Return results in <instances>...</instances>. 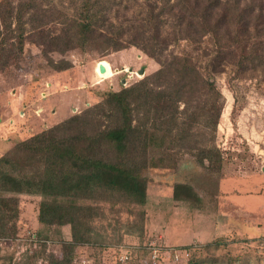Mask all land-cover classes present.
<instances>
[{
    "label": "rangeland",
    "instance_id": "rangeland-1",
    "mask_svg": "<svg viewBox=\"0 0 264 264\" xmlns=\"http://www.w3.org/2000/svg\"><path fill=\"white\" fill-rule=\"evenodd\" d=\"M7 1L14 6L21 0ZM35 1L47 18L27 23L20 49L16 38L0 35V44L13 51L6 64L0 59V160L37 132L84 115L108 93L136 85L160 69L147 54L152 33L141 22L148 16L149 0H99L96 8L106 19L94 24L96 34L71 49L60 35L73 24L84 0ZM173 1L157 0V10ZM259 1L264 11V0ZM253 8L256 13L259 7ZM173 23L166 15L159 27V40L165 41L161 60L190 56L214 91L195 84L175 103V112L166 110L145 124L144 148L133 143L131 154L145 183L144 203L106 188L88 198L2 191L6 210L0 225L6 229L0 230V264H59L65 259L70 264H119L104 253L108 248L129 250L133 259L126 264H147L153 248L160 252L159 264H264V71L236 73L232 65L218 67L217 62L207 66L206 58L216 55L214 41L205 35L189 45L174 36ZM109 38L121 41L123 49H112ZM229 48L219 55H231ZM100 59L110 66L108 78L94 73ZM210 104L220 105L218 117L208 111ZM102 106L90 118L100 128L112 124ZM171 116L175 126L166 122ZM16 158L0 162V170L18 177L35 174L36 167L26 166L23 155ZM176 184L191 188L196 198L174 199ZM42 202L75 208L77 246L70 224L38 221ZM27 232L36 234L37 241L29 250Z\"/></svg>",
    "mask_w": 264,
    "mask_h": 264
},
{
    "label": "trees",
    "instance_id": "trees-1",
    "mask_svg": "<svg viewBox=\"0 0 264 264\" xmlns=\"http://www.w3.org/2000/svg\"><path fill=\"white\" fill-rule=\"evenodd\" d=\"M98 1L84 0L78 9L79 15L72 20L73 24L64 30V36L60 35L62 39L64 38L67 49L73 48L77 43L82 45V41L90 34H96L94 24L99 25L100 20L106 19L104 11L96 8L102 4V1ZM113 1L117 3L116 0ZM246 1L174 0L157 10V0H149L146 6L148 16L145 15L141 20L148 25V29L146 28L148 33H152L149 38L151 46L145 50L151 58L157 59L160 69L151 78H145L136 85L123 88L119 92L108 93L101 105L84 115L69 118L60 125L48 131L37 132L29 140L17 144L11 153H8V157L2 158L0 162L9 163L10 159L13 162L18 154L23 155L26 166L36 167V172L33 176L18 177L0 170V192L37 194L43 198L51 196L88 198L95 190L106 188L124 194L139 204L144 203L145 183L139 176V165L131 154L135 149L133 143L139 142L144 148L147 136L145 124L166 110L174 109L175 112V103L186 97L195 84H203L214 91L213 85L198 72L196 63L190 56L161 60L164 50L162 43L165 42L159 40L161 21L166 15L170 16L174 21L172 27L174 36L179 35V39L185 40L189 45L198 44L203 36L208 35L214 41L216 55L206 58L207 66H212L215 62L218 63V67L227 63L232 65L236 73L263 72V5L260 1L256 2L258 0H251L250 5ZM38 5L35 0H21L14 6L7 0H0V35L16 38L20 49L27 23H33L36 19L43 23L47 18V12ZM254 6L259 7L256 13L253 11ZM12 24H15L14 29L11 28ZM231 26L234 27V34ZM37 27L39 28V25ZM60 37L57 36L55 39L59 40ZM225 37L229 39L222 42ZM55 39L51 37L49 44L53 45ZM109 41L112 49L116 51L123 49L121 41L116 42L114 38H109ZM225 47L228 50L232 47L231 55L228 57L219 55ZM0 52L3 54L0 59H4L2 65L6 64L13 51L6 49L2 42ZM252 67L253 71H250ZM60 69L63 70L65 67ZM156 83L159 87L164 84L167 86L163 91H158L155 89L157 86L152 87ZM104 104L108 110L107 117L112 119V124L100 128L97 121L90 118ZM219 110L220 105L215 107L214 104H210L208 109L209 112L215 111L216 117ZM166 122L171 126L177 124L174 116ZM72 130L74 133L70 136L60 135ZM11 155L16 156L13 158ZM172 196L176 200L180 196L185 199L196 198L191 188L183 184H176L173 187ZM0 206H2L0 215L5 216L6 200L2 199ZM74 209L62 203L42 202L38 221L45 225L70 224L73 243L77 246L78 220H75ZM5 229V223H2L1 232H5ZM59 264L70 262L65 259Z\"/></svg>",
    "mask_w": 264,
    "mask_h": 264
},
{
    "label": "built area",
    "instance_id": "built-area-1",
    "mask_svg": "<svg viewBox=\"0 0 264 264\" xmlns=\"http://www.w3.org/2000/svg\"><path fill=\"white\" fill-rule=\"evenodd\" d=\"M27 239L25 240L27 242L26 248L29 250L31 247H35L37 244L36 241V234H33L32 232H27ZM28 240V241H27ZM24 251V250H21ZM105 254H109L112 258L113 263H119V264H126L129 263L133 259L132 253L128 250H119V249H106L104 251ZM108 255V256H109ZM173 259L178 261V254L172 253ZM160 260V252L157 248H153L150 252L149 258L146 261L147 264H159Z\"/></svg>",
    "mask_w": 264,
    "mask_h": 264
},
{
    "label": "bare ground",
    "instance_id": "bare-ground-1",
    "mask_svg": "<svg viewBox=\"0 0 264 264\" xmlns=\"http://www.w3.org/2000/svg\"><path fill=\"white\" fill-rule=\"evenodd\" d=\"M103 66L104 71L100 72L99 67ZM94 73L98 78H108L111 73L110 66L105 60H99L95 63ZM108 76V77H107Z\"/></svg>",
    "mask_w": 264,
    "mask_h": 264
},
{
    "label": "water",
    "instance_id": "water-1",
    "mask_svg": "<svg viewBox=\"0 0 264 264\" xmlns=\"http://www.w3.org/2000/svg\"><path fill=\"white\" fill-rule=\"evenodd\" d=\"M99 70H100V72H103V71H104L103 66H100V67H99Z\"/></svg>",
    "mask_w": 264,
    "mask_h": 264
}]
</instances>
